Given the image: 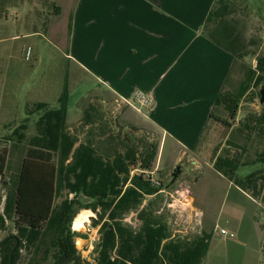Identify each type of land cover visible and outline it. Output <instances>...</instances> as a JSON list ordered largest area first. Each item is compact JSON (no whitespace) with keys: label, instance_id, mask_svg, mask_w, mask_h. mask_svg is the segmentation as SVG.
Masks as SVG:
<instances>
[{"label":"crops","instance_id":"obj_1","mask_svg":"<svg viewBox=\"0 0 264 264\" xmlns=\"http://www.w3.org/2000/svg\"><path fill=\"white\" fill-rule=\"evenodd\" d=\"M215 2L0 0V33L10 23L8 13L3 23L1 11L49 9L48 14L38 13L37 21L32 17L35 26L44 25L41 30L46 34L35 29L37 31L28 35L48 39L50 46L70 61L68 129L74 133L71 124L79 122L78 127L82 123L83 113L88 110V95L97 99L95 106L109 110L117 106L121 98L131 97L136 91L146 92L155 100L154 107L148 110L149 115L145 114V107L127 106L119 118L124 116L127 125L159 136L158 165L174 170L180 164L183 171L182 156L197 149L235 62L232 54L203 33ZM17 23L22 24V21L17 20ZM9 39V36L0 34V70L3 73L16 71V56L8 44ZM72 77L81 89V96L75 101H72ZM40 93L43 91L33 85L30 109L39 118L43 110L37 112L35 105L47 103L51 108L59 105V102L51 104L43 99ZM5 112L9 113L11 109H5ZM36 134L37 131L33 135ZM191 163V170L197 174L202 175L209 168L218 185L228 186L230 190L235 186L244 199L241 217L230 218L225 227L210 222L207 225L204 221L206 232L211 234L205 264H262L264 202L217 171L215 162L202 163L192 159ZM195 193L198 198V193ZM198 203L202 214L205 213L203 202L199 199ZM212 225L213 230L210 228ZM221 229L234 233L235 237L223 235ZM214 236L222 238L225 247L213 245ZM239 249L249 253L248 261L237 258Z\"/></svg>","mask_w":264,"mask_h":264},{"label":"rangeland","instance_id":"obj_2","mask_svg":"<svg viewBox=\"0 0 264 264\" xmlns=\"http://www.w3.org/2000/svg\"><path fill=\"white\" fill-rule=\"evenodd\" d=\"M233 1L228 16L241 38L240 48L244 56L232 68L226 85V92L236 94L249 69H255L258 59L264 57V0ZM1 12L4 14L3 23L7 13L10 23L8 27H3L4 31L0 34L10 37L8 44L16 56L14 64L16 71L14 73H3L0 70V154L4 153L7 158L4 173H0V213H3L6 195L9 190L15 189V183L30 140L38 129V114H34V111L28 113L31 108V89L33 85L40 88L43 91V94L40 93L43 99L51 104H58L61 93L68 85L69 71L72 67L69 59L64 58L54 46H50L48 39L38 35L31 37L28 35L37 31L35 29H39L38 31H42L44 35L46 34V31L41 30L44 25L35 26V21H37L38 13L48 14L49 9ZM32 17L35 18V21ZM17 20L22 21V24H18ZM28 46L32 48V59L29 61L25 59L24 54ZM72 84L74 96L72 101H75L80 98L81 89L73 77ZM88 85L90 84L88 83ZM263 85L264 80L258 86L251 83L248 92L240 102L236 119L230 118L225 105L216 107L215 114L228 119L232 126H227L212 118L194 153L182 156L185 174L182 175V171L173 183L171 181L174 170L168 169L163 164L159 166L158 159L155 163L153 162L151 168L145 170L141 168V158L144 156L147 146L155 144L160 150L161 138L152 135L146 129L127 125L124 123V116L119 118L122 109L129 105L122 106L117 103V106L108 110L104 106H95L97 99H92L88 95L89 97L86 99L87 108L90 112L88 121L92 123L86 124L87 116L84 112L82 123L78 127L79 122L72 123L71 129L80 139V142H93L100 154L113 155L118 149L125 151L128 145L137 149L139 162L136 167L138 168H131L134 175L144 174L155 185L162 184V189L158 193L146 195L142 207L147 205L149 201H154L155 208L160 210L169 226L170 238L189 241L198 235L207 233L204 221L207 225L217 223L219 227H225L230 218L234 220L240 218L244 205L242 193L238 192L235 186H231L233 188L230 190L228 186L218 185L215 176H213L214 173L210 172L209 168H206L205 171L207 172L202 175L191 170L193 167L192 159H198L202 163H214L217 158L223 159L229 156L240 158L241 166L234 174L235 178L245 177L259 170L264 174V162L258 160L259 154L264 151V122L260 123L264 113V102H262L260 94L264 90ZM91 100H94V103ZM8 108L11 109V112L6 113L5 109ZM34 110L38 112V109ZM148 110L144 108L146 115H149ZM25 122L28 123V129L25 132L26 137L20 141L15 131ZM207 173L210 175L205 176ZM195 191L198 193V198ZM66 198H74V193H70L68 189H63L57 196L56 205H59ZM199 199L203 202L202 206H204L205 211L203 214L202 211L197 210L198 208L201 209L198 203ZM258 199L264 202L263 197ZM74 209L76 216L72 222V229L83 235L75 237V241H78L76 243L78 255H81L87 263L95 264L99 255L98 244L101 235L100 225L93 224V219H97L98 214L91 208L79 204H75ZM82 211H91L93 214L87 216L83 228L78 230L74 228V222ZM137 216L138 213L133 211L125 216L124 222L138 228L141 223ZM210 228L213 230V225ZM218 229L217 232H219ZM12 234L17 235V230L14 222L7 219L5 228L0 230V242ZM214 237L213 245L225 247V241L222 238ZM238 252L237 258L239 260L248 261L250 259L246 250L239 249ZM30 259L31 254L23 249L19 262L29 264ZM47 263L49 262L42 264ZM0 264H2L1 257Z\"/></svg>","mask_w":264,"mask_h":264},{"label":"trees","instance_id":"obj_3","mask_svg":"<svg viewBox=\"0 0 264 264\" xmlns=\"http://www.w3.org/2000/svg\"><path fill=\"white\" fill-rule=\"evenodd\" d=\"M232 2L216 0L203 33L234 56L235 66L244 53L240 48L241 38L228 16ZM263 80L264 57H261L257 67L249 69L236 94L226 92L224 87L210 118L231 127L228 119L215 114L216 107L225 105L230 118L236 119L240 102L251 83L258 86ZM260 94L263 95L262 91ZM69 99L67 85L58 107L51 108L47 103L35 105L36 109L43 110L37 121V134L30 140L15 189L7 193L3 213H0V230L5 228L7 219L11 220L20 239L14 264H21L19 260L23 249L31 254L29 264L47 261V264H63L78 255L75 237L83 235L72 229L75 204L91 208L98 214L97 219H93V224L100 225L101 235L95 264H205L211 234L203 233L189 241L171 239L169 226L160 210L155 208V202L149 201L142 207L146 195L158 193L162 184L155 185L144 174L132 175L131 168H138L137 149L128 145L125 151L118 149L113 155L100 154L93 142H80L67 126ZM29 111V114L33 112ZM89 115L87 110L86 124L92 123L88 121ZM263 122L264 113L260 120V123ZM27 129L28 123L25 122L15 131L20 141L25 139ZM158 151V145L147 146L141 158L143 170L152 167ZM239 159L230 156L217 158L214 167L255 198L264 199L262 171L234 177L241 166ZM258 160L264 162V151L259 154ZM6 161L5 154H0L1 174ZM63 189L74 193V198H66L56 205L57 196ZM80 195L90 197L92 201L83 204ZM133 211L138 213L141 223L138 228L124 222L125 216ZM15 244V240H10L0 247L2 264H9ZM74 263L82 264L79 261Z\"/></svg>","mask_w":264,"mask_h":264},{"label":"built area","instance_id":"obj_4","mask_svg":"<svg viewBox=\"0 0 264 264\" xmlns=\"http://www.w3.org/2000/svg\"><path fill=\"white\" fill-rule=\"evenodd\" d=\"M25 59L26 60H31L32 59V48L28 46L25 49ZM119 105L122 106H139V107H145L146 109H152L155 104L154 97L146 92L143 91H136L131 97L128 98H121L119 100ZM132 175L134 173L132 172ZM221 233L223 235H227L230 237H235V234L232 232L227 231L226 229H221ZM78 241H76L77 243Z\"/></svg>","mask_w":264,"mask_h":264},{"label":"water","instance_id":"obj_5","mask_svg":"<svg viewBox=\"0 0 264 264\" xmlns=\"http://www.w3.org/2000/svg\"><path fill=\"white\" fill-rule=\"evenodd\" d=\"M262 94H263L262 95V102H264V91L263 90H262ZM181 173H182V165L178 164L175 167L174 172L172 174L173 179H172L171 183L175 182V180L178 178V176ZM79 199L81 200V202L83 204H87V203L92 201V198L86 197L84 195H80ZM10 240H15L16 241V244H15V246L12 249V252H11V255H10V261H9V264H14V262H15V254H16L17 249L20 246V239H19L18 235H16V234L9 235L5 240L0 242V247L3 246L6 242H8ZM76 261H79L82 264H88L86 261H84V259H83V257L81 255H75V256L69 258L63 264H71V263H74Z\"/></svg>","mask_w":264,"mask_h":264},{"label":"bare ground","instance_id":"obj_6","mask_svg":"<svg viewBox=\"0 0 264 264\" xmlns=\"http://www.w3.org/2000/svg\"><path fill=\"white\" fill-rule=\"evenodd\" d=\"M197 210H200L199 208ZM201 211V210H200ZM93 213L91 211H82L80 214L76 217L74 222V228L75 229H82L84 226V220L87 218V216L92 215Z\"/></svg>","mask_w":264,"mask_h":264}]
</instances>
